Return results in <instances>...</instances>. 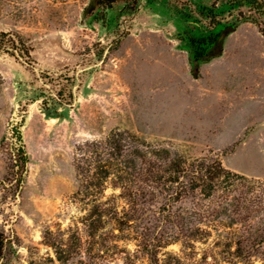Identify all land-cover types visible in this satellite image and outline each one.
<instances>
[{
  "label": "rangeland",
  "instance_id": "1",
  "mask_svg": "<svg viewBox=\"0 0 264 264\" xmlns=\"http://www.w3.org/2000/svg\"><path fill=\"white\" fill-rule=\"evenodd\" d=\"M95 2L0 0V31L17 34L30 49L29 57L0 54V264H102L98 236L96 246L85 243L66 263L44 236L73 226L86 240L85 212L73 198L77 148L116 130L170 157H216L229 170L264 179V19L259 26L237 22L225 0H117L103 13ZM211 3L231 32L220 55L192 64L178 38L191 26L204 32L198 6ZM176 8L191 10V18ZM48 93L60 102L49 113L41 108ZM20 122L29 162L15 193V181H2L17 161L13 128ZM112 194L118 191L109 188ZM124 203L117 200L120 211ZM184 205L172 204L171 219L190 203ZM167 209L163 200L128 208L122 234L107 224L100 236L113 231L122 238L108 239L106 246H118L108 264H123L120 250L134 254L146 235L170 233ZM179 249L174 243L166 250ZM136 264L147 262L142 256Z\"/></svg>",
  "mask_w": 264,
  "mask_h": 264
},
{
  "label": "trees",
  "instance_id": "2",
  "mask_svg": "<svg viewBox=\"0 0 264 264\" xmlns=\"http://www.w3.org/2000/svg\"><path fill=\"white\" fill-rule=\"evenodd\" d=\"M95 1L97 12L103 13L112 10L117 0ZM225 1L230 10L237 12V22L250 21L258 26L262 23L264 0ZM126 5L131 7L132 2ZM176 11L191 18V10L176 8ZM198 15L205 20L204 32L194 34L199 27L191 26L188 36L178 38L187 43L192 64L220 55L221 39L232 27L214 3L198 6ZM259 29L264 33V29ZM29 53V47L17 34L0 31V54L17 59L29 57ZM41 99V108L48 113L60 104L49 93ZM20 127L21 122L13 128L18 145L17 161L11 171H6L2 181L3 184L15 181V193L21 187L29 162ZM75 168L79 187L73 198L85 212L81 223L86 240L73 226L55 233L46 231V244L53 249L59 262L69 261L85 243L96 246L93 240L98 236L102 248L96 250L97 257L102 264H108V258L116 255L111 249L118 248L115 244L106 246L108 239L116 242L122 238L113 231L108 237L98 233L112 222L122 234L123 226H128L130 220L128 208L137 212L144 204L163 200L168 206L167 226L171 232L163 230L159 236H154L153 232L146 235L136 244L134 254L120 250L124 255L123 264H136L142 256L147 264H264V179L248 178L229 170L216 157H170L165 149L119 130L102 140L81 143L77 148ZM109 188L118 194L107 196ZM118 199L125 201L121 211ZM174 203L180 206L190 203V206L183 207V212L171 219ZM165 226L162 225V229ZM155 229L157 227L152 228ZM174 243L179 244V251H167ZM198 244L206 248L202 250ZM3 246L4 240L0 239V252Z\"/></svg>",
  "mask_w": 264,
  "mask_h": 264
}]
</instances>
